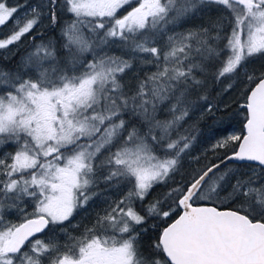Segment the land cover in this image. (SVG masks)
I'll use <instances>...</instances> for the list:
<instances>
[{
  "label": "snow or ice",
  "instance_id": "snow-or-ice-1",
  "mask_svg": "<svg viewBox=\"0 0 264 264\" xmlns=\"http://www.w3.org/2000/svg\"><path fill=\"white\" fill-rule=\"evenodd\" d=\"M10 21L0 264H264V0H0Z\"/></svg>",
  "mask_w": 264,
  "mask_h": 264
},
{
  "label": "trees",
  "instance_id": "trees-1",
  "mask_svg": "<svg viewBox=\"0 0 264 264\" xmlns=\"http://www.w3.org/2000/svg\"><path fill=\"white\" fill-rule=\"evenodd\" d=\"M24 3H25V0H8L9 6L24 4ZM20 12H22V11H20ZM8 30L9 29H5L4 26L0 27V32H2V36L7 35L9 33ZM30 39H31L30 37H25L23 39V41L20 43L19 48H20L21 54L23 53L24 50H26L28 48V46L30 44ZM13 51H15V49H13ZM217 90H219V86H218ZM236 95H237V93H235V92L229 93V95L227 97H225V99H231V98L235 97ZM241 103H242V101H241ZM233 112L236 113V115L232 121V127H230L228 129V132H226V133L225 132H219L213 138H209L210 133L208 131L209 127L212 125L213 122L212 121H205V122H202L200 124V129L202 132L201 142L195 146L194 153H193L194 155L201 157L200 165H203L205 163L216 162L214 159V154L210 151V146L212 143L215 142V139H218L222 135H226L227 133H229L233 129H235L239 133H241L243 131V115H244L243 110L240 109L239 105L233 104ZM193 119H195V117ZM192 122L193 121H189V123H192ZM200 165H192V166L193 167H199ZM176 179H179V177H176ZM126 190L127 189H122V191H126ZM160 190H161L160 188L156 189V191H160ZM120 194H122V192L121 193H107V195L113 196L114 198H118V196ZM103 206L104 205L98 200L95 205L91 206L88 209L87 212L80 211L75 216V219L72 221V223L73 224L79 223V224H89L90 225V221H91L92 216L95 214L96 211H99V209ZM29 211H31L30 208H29ZM173 218H175V217H173ZM7 219H10L13 222H16L15 216L8 217ZM169 222H171V221H169ZM161 227H163V225H161ZM82 230L83 229L81 228L79 231L74 232L73 234L79 235L80 231H82ZM38 238L45 239L46 236L41 234L38 236Z\"/></svg>",
  "mask_w": 264,
  "mask_h": 264
},
{
  "label": "rangeland",
  "instance_id": "rangeland-1",
  "mask_svg": "<svg viewBox=\"0 0 264 264\" xmlns=\"http://www.w3.org/2000/svg\"><path fill=\"white\" fill-rule=\"evenodd\" d=\"M121 14H123V13H121ZM24 15V12L22 11V12H19V13H16V16L17 17H22ZM13 27V22L12 21H10L7 25H5L4 26V28L5 29H9L8 31H10V29ZM5 31V30H4ZM0 37H2V32H0ZM231 133H237V134H239V132L238 131H236L235 129H233V130H231L229 133H227V134H231ZM226 134V135H227Z\"/></svg>",
  "mask_w": 264,
  "mask_h": 264
}]
</instances>
